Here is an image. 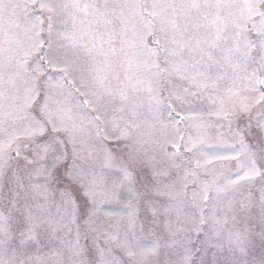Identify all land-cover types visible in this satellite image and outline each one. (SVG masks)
Segmentation results:
<instances>
[{
  "label": "snow or ice",
  "instance_id": "1",
  "mask_svg": "<svg viewBox=\"0 0 264 264\" xmlns=\"http://www.w3.org/2000/svg\"><path fill=\"white\" fill-rule=\"evenodd\" d=\"M0 264H264V0H0Z\"/></svg>",
  "mask_w": 264,
  "mask_h": 264
}]
</instances>
